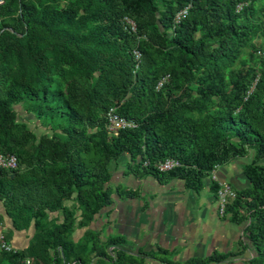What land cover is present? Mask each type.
<instances>
[{
	"label": "trees",
	"instance_id": "1",
	"mask_svg": "<svg viewBox=\"0 0 264 264\" xmlns=\"http://www.w3.org/2000/svg\"><path fill=\"white\" fill-rule=\"evenodd\" d=\"M17 107L46 132L36 134ZM111 108L137 127L110 136ZM0 153L19 161L0 168L5 214L14 232L35 231L28 249L0 251V264H147L90 228L112 205V164L129 156L131 167L199 191L217 166L250 154L252 188L237 192L228 214L249 225L254 255L245 264H264V0H5ZM168 158L183 167L144 165Z\"/></svg>",
	"mask_w": 264,
	"mask_h": 264
},
{
	"label": "crops",
	"instance_id": "2",
	"mask_svg": "<svg viewBox=\"0 0 264 264\" xmlns=\"http://www.w3.org/2000/svg\"><path fill=\"white\" fill-rule=\"evenodd\" d=\"M252 159L253 154H250L220 166L216 171L218 179L238 193L251 189L245 168ZM119 161L111 166L112 205L90 226L104 241H125L126 252L147 264H188L216 255L230 256L219 264H245L253 258L254 249L248 240L249 225L237 222L231 214L219 215L217 184L211 177L204 179L201 190L195 191L181 178L162 182L131 167L129 156ZM2 207L0 214L12 226L3 204ZM245 212L246 209H242L241 216ZM2 230L4 228L0 227V233ZM83 230L76 232L83 234ZM25 232H15L14 238L19 240ZM162 251L169 254L162 255ZM160 256L170 260L164 261Z\"/></svg>",
	"mask_w": 264,
	"mask_h": 264
},
{
	"label": "built area",
	"instance_id": "3",
	"mask_svg": "<svg viewBox=\"0 0 264 264\" xmlns=\"http://www.w3.org/2000/svg\"><path fill=\"white\" fill-rule=\"evenodd\" d=\"M5 0H0V5H3ZM243 8V5L238 6L237 11L240 12ZM190 11V6L181 10L176 16V23H181L184 20ZM123 26L127 32L137 34L138 26L134 19L130 17H125L123 19ZM135 61H136V69L139 68L141 61H142V53L139 50L134 51ZM168 78H163L157 86V89L160 90ZM107 122H108V130L110 136H117L120 130L125 129H134L136 128V124L132 123L120 115H118L116 108H111L107 113ZM145 167H154L160 173H169L177 168L183 167V164L180 160L175 158H168L164 161H159L154 164L150 162H145ZM19 166L18 158L14 155H4L0 153V168L14 171L17 170ZM220 166H217L210 174L211 179L218 185L217 189V198H218V205H219V215L221 217H226L228 214V207L229 205L235 201L238 197V193L234 190L230 185L221 183L216 175V171ZM0 250L7 252V253H18V250L15 246L9 244L6 241L5 236H0ZM33 259L29 258L25 261V264H32Z\"/></svg>",
	"mask_w": 264,
	"mask_h": 264
},
{
	"label": "rangeland",
	"instance_id": "4",
	"mask_svg": "<svg viewBox=\"0 0 264 264\" xmlns=\"http://www.w3.org/2000/svg\"><path fill=\"white\" fill-rule=\"evenodd\" d=\"M17 110L20 113V118L21 121H25L29 123L30 128L39 136L46 132V130L41 126L40 122H38L37 120L33 119V117L27 115L21 107H17ZM120 162V161H119ZM0 213H3V207L2 204H0ZM57 215L54 214L53 217H56ZM8 220V219H7ZM10 223V222H9ZM8 221H6V219H4V221H2V223L0 224V227H3L4 230H2V233H0V236L3 235L6 238V241L15 246L18 250L20 251H24L26 249H28L31 240L33 239L34 236V229L32 228L29 231L25 232V235L23 237H18L19 240H17L15 237V232L13 231V227L11 226V223L9 224ZM84 231V230H83ZM81 231V232H83ZM85 233V232H84ZM84 233H80V232H76L73 236V240L78 242L80 241L83 236ZM15 239V240H14ZM16 242V244H15ZM1 251V250H0ZM160 259L164 260V261H169L170 259L168 257L165 256H160Z\"/></svg>",
	"mask_w": 264,
	"mask_h": 264
}]
</instances>
